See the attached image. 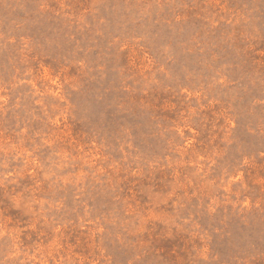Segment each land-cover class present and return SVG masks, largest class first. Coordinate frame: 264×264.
I'll return each instance as SVG.
<instances>
[{
    "label": "rangeland",
    "instance_id": "1",
    "mask_svg": "<svg viewBox=\"0 0 264 264\" xmlns=\"http://www.w3.org/2000/svg\"><path fill=\"white\" fill-rule=\"evenodd\" d=\"M0 264H264V0H0Z\"/></svg>",
    "mask_w": 264,
    "mask_h": 264
}]
</instances>
